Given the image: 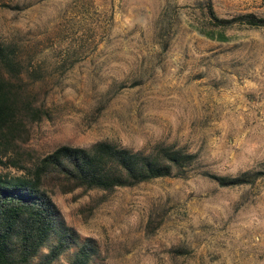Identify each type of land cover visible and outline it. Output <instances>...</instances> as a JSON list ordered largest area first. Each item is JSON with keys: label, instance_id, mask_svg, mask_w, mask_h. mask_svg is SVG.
<instances>
[{"label": "rangeland", "instance_id": "374dc122", "mask_svg": "<svg viewBox=\"0 0 264 264\" xmlns=\"http://www.w3.org/2000/svg\"><path fill=\"white\" fill-rule=\"evenodd\" d=\"M201 2L0 0L14 84L41 111L22 159L101 141L196 157L183 177L54 197L106 264H264V28L214 30ZM212 2L221 18L264 16L250 0ZM245 173L257 179H214Z\"/></svg>", "mask_w": 264, "mask_h": 264}, {"label": "trees", "instance_id": "16d2710c", "mask_svg": "<svg viewBox=\"0 0 264 264\" xmlns=\"http://www.w3.org/2000/svg\"><path fill=\"white\" fill-rule=\"evenodd\" d=\"M214 30L232 26L264 28V16L219 17L212 0H202ZM210 39L224 41L219 33ZM15 48L0 43V264H106L100 247L69 227L54 197L77 190L111 193L161 178L183 177L196 157L182 149L157 146L132 150L101 141L88 148L61 146L51 153L21 155L30 126L41 111L28 104L14 84L21 65ZM257 174L214 178L220 185L251 184Z\"/></svg>", "mask_w": 264, "mask_h": 264}, {"label": "crops", "instance_id": "0c3cea01", "mask_svg": "<svg viewBox=\"0 0 264 264\" xmlns=\"http://www.w3.org/2000/svg\"><path fill=\"white\" fill-rule=\"evenodd\" d=\"M251 1V3H252V5H255V4H257V3H260V5H261V9H263L264 10V0H250ZM255 10H260V8H257V9H255Z\"/></svg>", "mask_w": 264, "mask_h": 264}]
</instances>
